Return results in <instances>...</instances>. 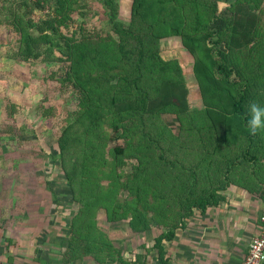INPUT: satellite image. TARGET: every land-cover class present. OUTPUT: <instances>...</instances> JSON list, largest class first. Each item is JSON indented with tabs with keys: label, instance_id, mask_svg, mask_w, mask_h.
Wrapping results in <instances>:
<instances>
[{
	"label": "trees",
	"instance_id": "16d2710c",
	"mask_svg": "<svg viewBox=\"0 0 264 264\" xmlns=\"http://www.w3.org/2000/svg\"><path fill=\"white\" fill-rule=\"evenodd\" d=\"M219 3L131 0L126 23L119 0L5 5L0 26L7 40L14 38L17 59L55 64L46 75L65 94L52 155L75 203L65 217V262L139 264L150 256L168 264L163 242L173 228L224 199L222 192L238 183L236 172L263 162L264 134L250 136L245 118L249 102L264 104L255 6ZM175 44L190 55V66L169 55ZM5 108L16 111L14 103ZM38 108L44 118L55 113L41 101ZM261 194L264 201V187ZM101 217L125 222L137 237L150 232L152 245L126 256L101 228Z\"/></svg>",
	"mask_w": 264,
	"mask_h": 264
},
{
	"label": "rangeland",
	"instance_id": "374dc122",
	"mask_svg": "<svg viewBox=\"0 0 264 264\" xmlns=\"http://www.w3.org/2000/svg\"><path fill=\"white\" fill-rule=\"evenodd\" d=\"M223 1L218 0L219 4ZM10 2L0 0V20L9 13L5 5ZM119 3L120 17L126 23L131 0H119ZM90 22L100 23L94 19ZM8 37L6 29L0 26V247L8 246L11 257L1 259L13 264H32L38 256L62 259L68 232L65 217L67 221L75 208L60 160L52 158L57 154L58 118L65 108V94L57 93L56 85L46 75L55 64L20 62L15 55L16 42L12 36L7 40ZM172 50L171 57L183 66H190L192 58L180 45H172ZM185 74L191 75L190 72ZM186 79L194 81L191 76ZM190 99L193 107H200L194 86ZM40 101L53 106L55 113L42 117L38 108ZM7 103L15 104L13 114L5 108ZM99 219L101 228L126 256L133 257V253H141L150 247V232L137 237L125 222ZM140 243L145 246L141 247ZM1 259L0 264L7 263ZM88 260L85 264H94L92 259Z\"/></svg>",
	"mask_w": 264,
	"mask_h": 264
},
{
	"label": "crops",
	"instance_id": "0c3cea01",
	"mask_svg": "<svg viewBox=\"0 0 264 264\" xmlns=\"http://www.w3.org/2000/svg\"><path fill=\"white\" fill-rule=\"evenodd\" d=\"M256 14V57L264 55V0H251ZM257 41V42H258ZM256 42V43H257ZM263 64V63H262ZM264 86V78L258 83ZM247 170L237 173L236 182L223 192L224 199L203 211L194 210L184 218V224L173 228V235L164 240L168 264H241L253 236L260 230V216L264 210L261 191L264 187V160ZM167 229L164 228L163 231ZM151 235V233H150ZM151 235V244L153 243ZM11 241V240H10ZM144 244V243H141ZM145 245V244H144ZM11 246V245H10ZM142 247V246H141ZM8 248L0 247V259L8 254ZM7 254V255H6ZM141 259L139 264H156L158 259ZM65 259H34L32 264H64ZM127 264H133L130 262ZM7 262L1 259V262ZM88 259L71 264H85ZM65 262V264H70ZM3 264V263H1ZM6 264H13L7 262ZM94 264H98L94 261ZM103 264H116L109 262Z\"/></svg>",
	"mask_w": 264,
	"mask_h": 264
},
{
	"label": "clouds",
	"instance_id": "9594fccd",
	"mask_svg": "<svg viewBox=\"0 0 264 264\" xmlns=\"http://www.w3.org/2000/svg\"><path fill=\"white\" fill-rule=\"evenodd\" d=\"M246 129L248 134L256 137L264 134V104L251 101L246 109Z\"/></svg>",
	"mask_w": 264,
	"mask_h": 264
},
{
	"label": "built area",
	"instance_id": "2783aa9c",
	"mask_svg": "<svg viewBox=\"0 0 264 264\" xmlns=\"http://www.w3.org/2000/svg\"><path fill=\"white\" fill-rule=\"evenodd\" d=\"M260 230L249 242L246 256L241 264H264V210L260 216Z\"/></svg>",
	"mask_w": 264,
	"mask_h": 264
}]
</instances>
